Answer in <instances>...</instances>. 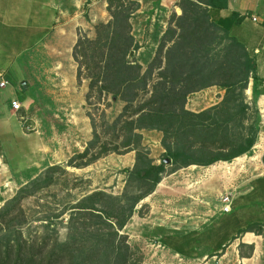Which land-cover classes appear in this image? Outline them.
<instances>
[{
    "label": "trees",
    "instance_id": "1",
    "mask_svg": "<svg viewBox=\"0 0 264 264\" xmlns=\"http://www.w3.org/2000/svg\"><path fill=\"white\" fill-rule=\"evenodd\" d=\"M106 3L110 20L94 26V38L77 32L72 57L77 83L88 79L87 103L95 94L99 98L110 95L124 105L110 122L101 114L97 125L88 114L92 137L65 166L83 168L109 153L135 151L134 166L123 171L146 188L130 196L129 203L128 198L100 190L82 197L72 207L63 241L58 240L51 221L43 225L41 236L24 237L19 227L11 229L9 223L23 199L49 186L53 174L64 170L57 164L46 167L0 207V264H139L140 258L120 231L136 203L152 193L161 180L164 159L169 160L172 171L190 165L209 166L249 154L255 145L258 111L254 104L250 109L244 94L254 61L240 42L210 20L208 12L210 8L225 9L227 0H178L181 14H171L155 56L145 69L135 59L139 46L130 22L139 2ZM212 85L224 90L218 104L200 112L185 107L191 93ZM248 111H253L250 123L244 122ZM143 129L162 132L164 152L159 164L152 163L142 145ZM106 135L111 138L105 139ZM261 160L264 165V154ZM87 216L100 220L87 223ZM263 231L261 217L241 226L232 241L246 232L261 235ZM238 251L241 257H249L253 245L240 242Z\"/></svg>",
    "mask_w": 264,
    "mask_h": 264
},
{
    "label": "rangeland",
    "instance_id": "2",
    "mask_svg": "<svg viewBox=\"0 0 264 264\" xmlns=\"http://www.w3.org/2000/svg\"><path fill=\"white\" fill-rule=\"evenodd\" d=\"M34 1L38 2L41 0ZM148 1L146 2L148 3ZM173 3L177 6L178 0ZM33 5L34 3L32 7ZM89 7L84 3L79 9V11H84L82 16H86L87 19L89 15L92 17L93 14V12H89ZM145 7L148 8L149 5H145ZM155 7L160 8L159 6ZM74 10L77 11L74 8L72 13ZM163 11L162 9L154 21L151 20L152 12L150 13L148 10L139 15L138 12L130 18L132 28L134 29L132 33L135 36H133L134 41L138 44V48L143 47V51L141 52H145V54L149 53L152 47L149 44H144L146 42L145 38L147 37L151 42H158L157 51L160 42V38H157L159 32L167 29L171 14H176V11L172 7L167 19L168 23L165 24L164 28L162 23L165 19ZM147 15L148 18L145 19ZM103 18L105 21L96 20L95 23H92L93 31L96 24L110 20L107 9L106 15ZM77 32H79L78 28ZM80 32L83 33L82 30ZM141 34H143L142 39L140 37ZM94 36L91 38H94ZM138 40L142 41V44H139ZM136 51L135 59L137 60ZM24 58L27 73L23 81L27 82L28 85L25 86V89H28L27 92L30 93L32 98L27 99L21 93L16 94L19 99L18 101L25 103L12 117L15 120L17 128L15 129L13 126L12 131H17L18 141L21 144H5V148L11 152L10 158L15 161L21 175L27 179L24 180L25 182H18L22 183L21 186L33 179L30 178L33 175L32 172H36L38 168H42L40 172L42 173L46 169L43 166L38 168L33 167L35 166L34 161H40V159L33 152L37 144H31L35 137L33 129L34 119L31 117L27 118L26 112L27 115L32 114L28 110L35 108L34 89L39 85L38 80L40 79L43 88L45 87L46 89L42 94L43 104L45 105V109L48 110L50 101H52L48 91L50 89V79L57 76L58 79L61 78L60 75H54L49 71L52 67L53 59H50L47 52H27L24 54ZM57 59L63 64L66 70L64 76L67 77L71 61L65 58L64 53H57ZM156 74L157 70L155 69L153 72L154 77H156ZM83 82L86 84L88 90V79H83L81 84ZM67 96L59 93V103L65 104ZM190 98L193 100L189 102L188 107L195 109L203 106L208 107L213 102V100L209 101L200 95H191ZM192 102L196 104H192ZM123 105L124 103L120 100L113 101L110 95H103L99 98L94 94V97L88 103L85 98L83 108L87 116L88 114H92L98 125L101 114L110 122L120 113ZM253 106V104L250 105V109ZM59 110L63 113L66 112L61 108ZM252 117L253 111H248L246 121L244 122L250 123L253 120ZM66 118V115L51 117L46 114L45 117L41 118L42 129H46L48 132L51 126L53 128L57 126L59 131L72 132V129L66 125L68 123ZM88 119L91 139L92 128L89 116ZM98 130L101 131L100 127H98ZM75 131L80 133L79 130ZM141 132L145 136H148L145 140L151 139L152 135L155 134H160L162 138V132L157 130H141ZM144 135H142V145L147 148L148 156L151 158L152 163L159 164L164 148L161 146V143L151 147L143 144ZM49 138L50 133H46L45 141L48 142ZM104 138L109 140L111 135H106ZM150 142L152 143V141ZM44 145L46 147L50 146V144ZM58 145L60 146V144ZM114 145L116 144H110L109 146ZM255 150L256 153L252 157L253 160H258L261 145L256 147ZM76 153L78 151L71 154L69 158ZM252 154L253 152L251 151L249 154H246L247 157L241 155L234 158L231 162H216L209 166L199 167L188 166L175 171H172L173 166L167 163L165 172L161 174V180L154 191L136 203L131 216L120 231V234L126 236L128 244L135 251L136 256L140 258L139 264H264V241L260 245L261 248H258L260 260L255 259L256 261L251 260L245 263L239 260L237 256L239 251L236 244L244 234L232 241V237L234 236L232 232H237L236 229L239 226L238 220L242 219L243 213H231L233 206L229 213H222L220 211V198L224 193L228 192L231 194L234 204L235 200L240 198L239 194L251 185V179L255 175L252 171L253 161L249 159V156ZM66 155H69V153H66ZM135 156V151H129L124 154L109 153L83 168L65 166L69 158L66 161L57 163V165L64 167V170H58L53 174V181L49 186L22 200L18 210L16 209L10 220V228L15 229L19 227L24 237L41 236L45 231L43 225L47 221H51L57 232L58 240L63 241L66 238L68 224L74 210L72 207L87 194L100 190L111 195L122 196L125 199L128 198V203L131 202L130 196H135L146 188L145 184L123 171L125 168H132L134 166ZM121 157H124L125 160L119 163L118 161ZM39 174L36 173V176ZM160 183L161 186L159 185ZM18 189L14 191V194ZM78 216L75 215V217ZM99 220L98 218H89L87 216L85 221L87 223H94V221L99 222ZM166 234L176 236L185 234L187 237L185 240L188 244L191 243L194 251H189L191 253L186 255L174 252L170 249L169 245L168 247L170 248L163 244L162 240ZM257 240L260 241L262 239L258 236ZM218 241V245L215 246ZM221 242L223 243L222 246ZM242 251L246 252L247 248H243ZM203 254L207 255L203 257Z\"/></svg>",
    "mask_w": 264,
    "mask_h": 264
},
{
    "label": "crops",
    "instance_id": "3",
    "mask_svg": "<svg viewBox=\"0 0 264 264\" xmlns=\"http://www.w3.org/2000/svg\"><path fill=\"white\" fill-rule=\"evenodd\" d=\"M146 1L148 0H140L138 15L143 14L145 10L153 14V8L159 6L161 11L164 10L165 19L162 23L167 24L172 8L171 2L177 0H150L148 1L149 4ZM33 3L34 9L32 7ZM83 4L84 0H41L38 2L34 0H0V73H2V78L6 82L5 86L0 87V207L22 185L18 182L27 180L17 169L15 161L10 158L11 152L5 148V144H21L18 141L17 131H12L13 126L17 129L15 120L12 118L16 112L11 109L10 100H19L16 96L18 93H21L27 99L32 98L30 93L27 92L28 89H25L23 85V83L27 84L23 81L27 73L24 54L31 51L47 52L50 59H53L49 71L61 77L60 79H58V76L50 79V89L48 91L52 101H50L49 109L46 110L43 104L42 94L46 89L43 88L42 81L39 79V85L36 84L38 86L34 89V103L37 109L30 108L28 111L32 114L29 115L26 112L27 118L34 119L35 137L31 144H37L33 152L40 159V161H34L35 166L33 167L43 166V168H46L61 161H66L74 152H81L90 139L89 119L83 108L87 86L84 82L82 84L77 83L72 47L77 40V28L90 38L94 36L91 25L96 20L105 21L103 17L106 15L107 3L106 1H98L91 5L89 12H93V14L92 17L89 15L88 19L86 16H82L83 10L79 11ZM145 5H149V7L146 8ZM74 8L77 11L74 10L72 13ZM208 12L210 20L226 29L229 36L240 42L248 56L254 61L253 76L249 78L245 89V101L249 105H255L259 117L257 139L252 148L253 154L249 156V159L253 161L252 171L255 175L251 179V185L239 194L240 200H235L232 204L233 210L231 213H243L242 219L238 220L239 229L248 222L264 217L262 214L264 212V165L260 160L264 154V0H227L225 9L210 8ZM180 13V9L176 11L177 15ZM253 17H256V20H253ZM147 18L148 15L145 16V19ZM163 31L159 32L157 38L161 37ZM140 37L142 39L143 34ZM145 40L144 44H149L153 48L151 47L149 53L146 54L141 52L143 47L137 49V61L143 68H146L153 59L158 45V42H151L147 37ZM138 43L142 44V41L138 40ZM57 53H64L65 58L71 61L69 74H66L67 77L64 76L66 70L63 64L58 61ZM59 93L63 96L68 95L65 104L59 103ZM210 93L213 95H209ZM191 95H200L209 101L213 100V102L208 107L190 108L188 107L189 102L193 100L190 98ZM223 96L224 90L212 85L191 93L187 98L185 107L190 111L200 112L218 104ZM23 104L25 103L21 102L22 106ZM192 104L196 103L192 102ZM60 108L66 112H61ZM46 114L51 117L66 115V121L69 123L66 125L72 129V132L59 131L57 126L54 128L51 126L48 132L46 129H42L41 118L45 117ZM75 130H79L80 133ZM46 133H50L48 142L45 141ZM140 133L144 135L143 132L140 131ZM152 136L151 139L145 140L148 136L144 135L143 144L149 147L159 145L161 135L155 134ZM44 144H50V146L46 147ZM256 144L261 145V151L258 160H253L252 156L256 153L255 148L259 146ZM66 153H69V155H66ZM62 156L65 158H62ZM244 156L247 157V155ZM123 160L125 158L121 157L118 162L122 163ZM190 166L199 167L198 165ZM41 171L42 168H38L36 172H32L33 175L30 178H34L36 173L39 174ZM159 185L161 186V183ZM232 234L236 235V232L234 231ZM258 236L262 240L258 241ZM185 238H187L185 234L180 236L166 234L162 241L165 246L168 247L169 245L171 248H168L174 252L177 251L186 255L194 249ZM262 241H264V231L261 235H255L252 232L244 233L236 245L238 246L240 242L246 245L252 244L253 252L249 257H241L238 254L239 260L242 263L251 260L256 261L255 259L260 260L258 248H261ZM218 243L219 241L215 246ZM206 255L203 254L202 256Z\"/></svg>",
    "mask_w": 264,
    "mask_h": 264
},
{
    "label": "built area",
    "instance_id": "4",
    "mask_svg": "<svg viewBox=\"0 0 264 264\" xmlns=\"http://www.w3.org/2000/svg\"><path fill=\"white\" fill-rule=\"evenodd\" d=\"M98 1H106V0H84V3L87 6H91ZM136 1L140 2V0H136ZM171 4H172L174 11L179 10L178 6H175L176 5L175 3L171 2ZM138 11H139V9H137L135 12H133L132 16L135 15L136 13H138ZM160 12H161L160 8L154 7L151 20L154 21L156 16H158V14ZM253 20H256V17H253ZM163 27L165 28V24H163ZM133 30L134 29L132 28L131 33H133ZM2 77H3V75H2V73H0V78L2 79L0 81V87L5 86V84H6L5 80ZM10 107L12 110L17 112L22 108V105H21V102H19L17 99H12V100H10ZM220 202H221L220 211L222 213H229L232 210L233 197L231 196L230 193H228V192L224 193L220 198Z\"/></svg>",
    "mask_w": 264,
    "mask_h": 264
},
{
    "label": "water",
    "instance_id": "5",
    "mask_svg": "<svg viewBox=\"0 0 264 264\" xmlns=\"http://www.w3.org/2000/svg\"><path fill=\"white\" fill-rule=\"evenodd\" d=\"M24 86H26L27 84L26 83H23ZM164 162L167 164L169 163V160L167 158L164 159Z\"/></svg>",
    "mask_w": 264,
    "mask_h": 264
}]
</instances>
